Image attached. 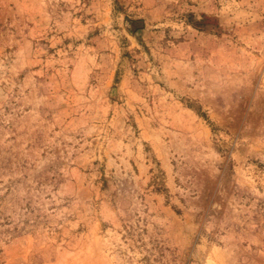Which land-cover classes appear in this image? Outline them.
<instances>
[{
    "label": "rangeland",
    "instance_id": "374dc122",
    "mask_svg": "<svg viewBox=\"0 0 264 264\" xmlns=\"http://www.w3.org/2000/svg\"><path fill=\"white\" fill-rule=\"evenodd\" d=\"M0 264H264V0H0Z\"/></svg>",
    "mask_w": 264,
    "mask_h": 264
}]
</instances>
